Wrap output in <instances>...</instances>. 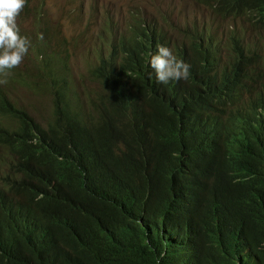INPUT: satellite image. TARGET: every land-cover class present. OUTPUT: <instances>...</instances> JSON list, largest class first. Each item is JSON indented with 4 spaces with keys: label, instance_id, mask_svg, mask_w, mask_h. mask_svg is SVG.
<instances>
[{
    "label": "trees",
    "instance_id": "obj_1",
    "mask_svg": "<svg viewBox=\"0 0 264 264\" xmlns=\"http://www.w3.org/2000/svg\"><path fill=\"white\" fill-rule=\"evenodd\" d=\"M194 1L257 39L136 20L87 108L53 58L36 67L48 125L0 85V264H264V0ZM157 45L187 80L157 81Z\"/></svg>",
    "mask_w": 264,
    "mask_h": 264
},
{
    "label": "rangeland",
    "instance_id": "obj_2",
    "mask_svg": "<svg viewBox=\"0 0 264 264\" xmlns=\"http://www.w3.org/2000/svg\"><path fill=\"white\" fill-rule=\"evenodd\" d=\"M34 17L43 19L49 32L35 29ZM136 20L167 27L177 38L175 41H182L180 32L204 26L226 43L243 33L251 41L257 39L242 18L221 16L194 0H32L17 18L21 35L29 38L31 47L7 77L13 81L8 80L3 88L12 102L48 125L54 113L53 97L36 67L43 69L51 57L52 68L68 83L70 97L87 108L90 100L102 92L92 71L103 56L110 54L116 40L130 36ZM37 31L43 34V40ZM31 79L33 84L29 85Z\"/></svg>",
    "mask_w": 264,
    "mask_h": 264
},
{
    "label": "clouds",
    "instance_id": "obj_3",
    "mask_svg": "<svg viewBox=\"0 0 264 264\" xmlns=\"http://www.w3.org/2000/svg\"><path fill=\"white\" fill-rule=\"evenodd\" d=\"M26 3L27 0H0V77H3L0 84H7L11 70L22 63L31 47V41L21 35L22 29L17 24ZM38 38L43 40V34H39ZM172 38L173 41L176 39L175 36ZM150 66L157 81L162 84L171 80H187L190 76L191 66L178 59L167 46L157 45L156 53L150 58Z\"/></svg>",
    "mask_w": 264,
    "mask_h": 264
},
{
    "label": "bare ground",
    "instance_id": "obj_4",
    "mask_svg": "<svg viewBox=\"0 0 264 264\" xmlns=\"http://www.w3.org/2000/svg\"><path fill=\"white\" fill-rule=\"evenodd\" d=\"M215 43H216V42H215ZM212 44H213V43H212ZM215 45H216V44H215ZM216 46H217V45H216ZM213 51H214V50H213ZM214 53H215V52H214ZM214 53H213V54H214ZM216 54H217V53H215V55H216ZM214 57H215V56H214ZM216 57H217V55H216ZM216 57H215V59H216ZM225 165H226V164H225ZM235 191H236V190H235Z\"/></svg>",
    "mask_w": 264,
    "mask_h": 264
}]
</instances>
